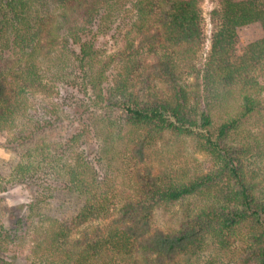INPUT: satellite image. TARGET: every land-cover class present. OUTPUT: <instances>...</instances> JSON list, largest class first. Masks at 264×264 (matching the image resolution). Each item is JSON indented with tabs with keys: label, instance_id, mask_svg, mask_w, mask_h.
<instances>
[{
	"label": "trees",
	"instance_id": "trees-1",
	"mask_svg": "<svg viewBox=\"0 0 264 264\" xmlns=\"http://www.w3.org/2000/svg\"><path fill=\"white\" fill-rule=\"evenodd\" d=\"M109 1L2 0L0 21L6 23L1 32L7 34L6 24L10 25L23 51L20 56L27 54L29 59L26 67L13 69L0 57V117L7 119L15 113L28 88L31 93L48 92L50 87L41 80L34 58L42 51L50 58L55 47L60 46L66 57L71 55L84 66L80 80L69 82L78 85V90L101 108L87 120L75 116L80 128L69 136V148L78 144L89 128L109 130L117 139L126 130L132 136L130 156L136 163H144L148 148L165 141L167 136L192 139L197 150L211 156L214 163L206 172H195L178 182L162 181L151 166L135 169L130 180L133 195L116 207L107 224L93 227L90 222L109 218L112 213L105 202L108 193L99 188L91 192L86 177L76 175V165L90 167L82 151L75 155L74 162L73 157L62 161L65 148L40 144L25 147L10 180L24 184L32 192L27 204L31 213L38 198L50 187L42 183L43 174L64 177L61 186L84 199L77 214L60 223L58 236L64 240L59 243L61 251L55 264H164L181 253L202 248L208 238L225 247L233 240H241L245 243L241 263L264 264V188L259 173L257 176L247 164L252 152L264 154V144L248 143L243 137L236 145L231 139L233 132L238 130L239 135L250 124V119L263 118L264 105L254 91V76L264 64V37L238 53L237 30L253 22H260L264 29V2L221 0L219 26L213 34L202 76L188 83L182 77L181 64L193 57L201 40L198 0H134L127 45L118 52L120 56L115 54L118 61L127 60L122 69L127 76L121 78L119 74L120 79L103 87L104 66L81 64L96 58L101 50L97 44L102 30L101 12ZM141 52H147L150 60H135L134 67L125 70ZM134 71L140 90L129 89L127 83L128 75ZM153 82L167 86L165 96L152 93ZM233 91L240 97L235 114L215 122L208 105L202 106L205 93L223 101ZM33 133L22 135L11 144H25ZM100 156L98 161L103 160L104 153ZM106 176L101 177L100 187L107 183ZM6 190L0 178V193ZM193 195L200 200L192 214L184 216L179 228L164 231L152 226L157 205ZM21 209L22 203L10 210L5 223H0V264H16L17 246L29 233L28 216L19 213ZM73 230L80 235L71 242L68 237Z\"/></svg>",
	"mask_w": 264,
	"mask_h": 264
},
{
	"label": "rangeland",
	"instance_id": "rangeland-1",
	"mask_svg": "<svg viewBox=\"0 0 264 264\" xmlns=\"http://www.w3.org/2000/svg\"><path fill=\"white\" fill-rule=\"evenodd\" d=\"M133 1H109L107 8L101 12L100 26H102V30L97 38V44L101 50L96 58L90 59L87 64H81L98 68L104 66L106 80L103 87L112 85L115 80L120 79L119 74L122 75L121 78L127 76L126 71L122 70L125 68L127 60L124 63L122 60L118 61L115 54H118L127 45L128 23L133 15L131 11ZM261 1L264 2V0ZM1 4L2 0H0V13L3 12ZM198 7L201 40L195 47L193 57L181 64V71L184 72L182 77L188 83L197 81L202 76L207 56L211 50L213 34L219 26L217 13L221 11L222 2L221 0H198ZM5 23L6 21H0V57H2V61L7 62L6 64L10 68L26 67L29 57L26 56L27 54L20 56L23 51L19 41L15 39L14 29L6 24L7 34L3 35L1 32V27ZM237 33L239 38L238 53H242L247 44L264 37V29L260 22L239 27ZM55 49L50 58L44 56V51L34 58L39 75L42 76L41 80L50 87L48 92L34 91L31 93L28 88L22 94L24 97L15 113L8 116L7 119L0 117V178L3 179L5 187H7L5 192L0 193V223H5L10 210L22 203L19 213L24 212L28 216L27 224L30 225L28 235L17 246L16 264H55L61 251L59 243L64 240L58 236L60 223L71 220L84 203L83 197L81 196V198L78 193L70 192L61 186L64 183V177L55 178L54 175L43 174L45 181L42 183H46L50 187L42 198H38L34 211L31 213L27 204L31 201L32 192L24 184L12 183L10 180L11 172L20 160V153L25 147L40 144L42 147L52 145V148L58 147L59 150L65 148L63 152L65 157L62 161L73 157L72 161L74 160V162L75 155L82 151V157L84 161L88 162L91 169L76 165L78 170L76 175L77 177H86L90 183L91 192L99 188L108 193V199L105 202L107 209L112 213L109 218L90 222L93 227L97 223L107 224L113 217L116 207L123 203L122 201L126 197L133 195L134 189L131 187L130 180L132 181V172L135 169L151 166L162 181L178 182L195 172H206L214 163L211 156L197 150L192 139L182 136H167L165 141H159L148 148L144 163H136L130 156L132 136L126 130L118 134L121 137L117 139L115 135H110L109 130L98 128L94 131L89 128L88 134L83 136L78 144L69 148L67 145L69 136L80 128L77 119L79 117L90 119L93 114L100 112L101 108L99 104L91 103V100L87 99L88 95L78 90V85L72 86L69 82L74 78L77 79V82L80 80V75H82L80 71L84 66H80L73 56L66 57V54L63 53L65 50L60 46H56ZM118 55L120 56V54ZM148 58L150 57L147 52H141L131 59L133 60L131 63V60L128 62V67L125 70H131L135 65V60L146 62L150 60ZM16 59L17 62H15ZM69 59L72 60V63ZM105 60H111V62L107 63ZM136 74L137 72L134 71L128 75L130 77L127 81L129 89L140 90L135 83ZM254 79L256 81L254 91L259 93V101H262L264 105V64L258 69ZM199 81L201 82V79ZM19 83L18 80V85H15L19 86ZM166 89L167 86L162 83H152L154 95L165 96ZM239 102L240 97L237 91H233V94L223 101L216 100L209 93H205L202 106L208 105L214 121L219 123L235 114ZM76 115L77 119H75ZM262 117L250 119V124L244 127L239 135L238 130L233 132L232 141L237 145L244 137L248 143L260 141L264 144V111ZM31 133H33L32 138L25 144L18 147L11 144L22 135L28 136ZM106 152L108 153L106 154ZM102 153H104L103 160L98 161ZM49 158L52 159L50 156ZM247 164L249 170L256 174L259 173L257 176L262 179L264 188V173H262L264 172V154L255 155L252 152L248 156ZM105 175H107V179L105 178L107 183L100 187L99 181ZM199 200V197L193 195L176 201L162 202L154 209L151 218L152 226L164 231L176 230L184 216L190 214L195 208V203ZM79 235L76 230H73L68 237L69 241L72 242ZM52 239H58L59 242L53 244ZM244 246L245 243L241 240H233L225 247L218 245L212 238H208L202 248L181 253L174 259L165 261L164 264H242L240 258L243 256Z\"/></svg>",
	"mask_w": 264,
	"mask_h": 264
}]
</instances>
